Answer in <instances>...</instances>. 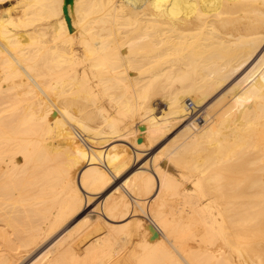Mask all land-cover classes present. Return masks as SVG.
I'll list each match as a JSON object with an SVG mask.
<instances>
[{"label": "bare ground", "instance_id": "bare-ground-1", "mask_svg": "<svg viewBox=\"0 0 264 264\" xmlns=\"http://www.w3.org/2000/svg\"><path fill=\"white\" fill-rule=\"evenodd\" d=\"M0 264H264V0L1 10Z\"/></svg>", "mask_w": 264, "mask_h": 264}, {"label": "rangeland", "instance_id": "rangeland-1", "mask_svg": "<svg viewBox=\"0 0 264 264\" xmlns=\"http://www.w3.org/2000/svg\"><path fill=\"white\" fill-rule=\"evenodd\" d=\"M17 2V0H7L5 3H0V11L9 7L10 5H12L13 3ZM65 19L69 24V17L67 15H65ZM232 82L228 83L227 85H225L222 89H220L219 91H216L215 93H213V95H211L209 97V99L207 100L206 103V107L211 106L221 95V93H223L225 90H227V88H229L231 86ZM158 102V100H156ZM158 106V110L159 108L161 109V103L157 104ZM110 111V109H108ZM177 131V129L165 136H163V140L160 138L155 147H152L151 150L149 151L150 153L148 155H146V157L142 158L140 161L136 162V163H132L133 165H131L129 168H127V170L123 173H121L120 175H118L116 178H114L108 185H106L104 187V189H102V191L99 192L97 197L92 198L90 201H88L80 211H78L77 213H75L74 217L68 221V223L63 227L62 231L59 233V235L65 231L68 228H71L73 226H77L79 225L85 218H87L90 214H92L93 212H95L97 210V208L100 206V204L102 202H104L107 198H109L110 196H113L116 192L117 189L120 187H122V185L129 180V178H133L132 176L137 174L141 168V166H143V164L147 161V159L149 158L150 154H158L159 148H161L160 146H163L167 141L171 140V138L174 136L175 132ZM173 133V134H172ZM170 136V137H169ZM166 137V138H165ZM161 142V144L159 145V143ZM154 152V153H153ZM169 168H167L174 176H179V171L173 167L168 166ZM188 187L189 184L188 182H183V186ZM105 234V230L101 229L99 231V233L97 232L96 235L98 236H102ZM58 235V236H59ZM95 235V236H96ZM57 237V236H56ZM56 237L52 238L50 241H48V243L46 245H44L36 254H34L32 256V258H34L41 250H43L49 243H51ZM90 239V238H89ZM94 239V238H93ZM93 239H90L91 241ZM89 240V241H90ZM88 242V241H87ZM88 243H86L85 245H82L81 248H84Z\"/></svg>", "mask_w": 264, "mask_h": 264}]
</instances>
